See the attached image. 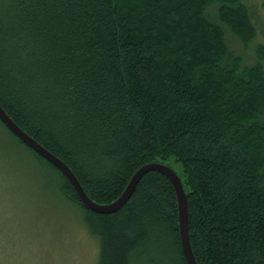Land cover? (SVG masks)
Returning <instances> with one entry per match:
<instances>
[{"label": "trees", "instance_id": "obj_1", "mask_svg": "<svg viewBox=\"0 0 264 264\" xmlns=\"http://www.w3.org/2000/svg\"><path fill=\"white\" fill-rule=\"evenodd\" d=\"M226 34L256 40L247 2L0 0V106L95 203L115 201L140 167L169 166L197 264H264V48L235 55ZM16 140L63 182L97 264H187L165 176L148 172L99 214Z\"/></svg>", "mask_w": 264, "mask_h": 264}, {"label": "rangeland", "instance_id": "obj_2", "mask_svg": "<svg viewBox=\"0 0 264 264\" xmlns=\"http://www.w3.org/2000/svg\"><path fill=\"white\" fill-rule=\"evenodd\" d=\"M243 1L256 40L245 48L226 34L227 43L235 55L253 60L256 47L264 48V0ZM208 14L215 19V6ZM9 132L0 124V264H97L99 241L64 196L63 182Z\"/></svg>", "mask_w": 264, "mask_h": 264}, {"label": "water", "instance_id": "obj_3", "mask_svg": "<svg viewBox=\"0 0 264 264\" xmlns=\"http://www.w3.org/2000/svg\"><path fill=\"white\" fill-rule=\"evenodd\" d=\"M0 122L24 145L29 147L39 157L54 166L73 188L81 203L89 210L99 214H111L119 210L130 198L139 180L148 172H157L165 176L171 183L177 206L178 227L182 254L187 264H197L188 235V205L185 190L179 175L169 166L159 163H150L140 167L131 177L121 195L112 203L98 204L93 202L85 194L83 188L69 167L60 159L50 153L36 140L25 133L0 106Z\"/></svg>", "mask_w": 264, "mask_h": 264}]
</instances>
